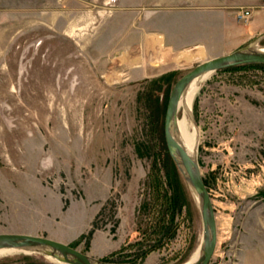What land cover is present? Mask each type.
<instances>
[{"label": "rangeland", "instance_id": "1", "mask_svg": "<svg viewBox=\"0 0 264 264\" xmlns=\"http://www.w3.org/2000/svg\"><path fill=\"white\" fill-rule=\"evenodd\" d=\"M101 1L57 0V26H49L41 0L40 25L8 27L0 49V231L54 237L102 260L124 246L110 261L118 264H183L202 233L190 190L194 218L182 209L164 246L142 263L120 261L138 253L147 177L164 170L149 121L150 79L105 80L93 61L95 25L107 12L85 8ZM187 97L190 110L179 106L177 116L197 138L215 213L208 264H264V69L217 71ZM16 253L0 259L57 264Z\"/></svg>", "mask_w": 264, "mask_h": 264}, {"label": "crops", "instance_id": "2", "mask_svg": "<svg viewBox=\"0 0 264 264\" xmlns=\"http://www.w3.org/2000/svg\"><path fill=\"white\" fill-rule=\"evenodd\" d=\"M87 5V14L107 12L95 25L93 59L105 80H146L183 71L264 33V0H114L110 5L102 0ZM244 10L250 12L247 20L238 18ZM43 12L49 26H57V0H48ZM41 15V0H0V49L9 26H38Z\"/></svg>", "mask_w": 264, "mask_h": 264}, {"label": "water", "instance_id": "3", "mask_svg": "<svg viewBox=\"0 0 264 264\" xmlns=\"http://www.w3.org/2000/svg\"><path fill=\"white\" fill-rule=\"evenodd\" d=\"M264 33L251 42L219 56L197 63L173 84L165 107L163 135L167 149L177 165L191 194L196 200L202 224L201 239L198 246L200 258L194 264H208L217 240L214 208L209 191L204 183L198 162L197 148L188 147L178 128V107L180 98L199 82L223 68L242 64H264V46L260 41ZM176 148V152L173 148ZM0 249L23 254H39L57 264H118L104 261L67 244L43 235L0 232ZM183 264H189V260Z\"/></svg>", "mask_w": 264, "mask_h": 264}, {"label": "trees", "instance_id": "4", "mask_svg": "<svg viewBox=\"0 0 264 264\" xmlns=\"http://www.w3.org/2000/svg\"><path fill=\"white\" fill-rule=\"evenodd\" d=\"M261 43L264 44V38L261 40ZM244 68L264 69V64H242L223 68L218 71L239 70ZM183 74L182 71H172L151 78L148 81L152 85V87L149 88L146 97L151 102V116L149 121L159 138L164 174H162L163 177H161L158 169L152 170L148 174V186L152 189V194L150 199L142 203L139 209V212L145 214L147 218L146 223L142 226H138L137 229L141 236L139 240H136L135 244L140 247L137 251L138 253L134 256L135 258H123V260H120L121 262L129 259L128 262L142 263L144 258L150 252L160 249L165 243H167V241L174 237L176 227L174 220L177 213L185 208L191 220L196 213L194 200L191 197L186 182L179 172L176 163L167 149L163 136V117L167 99L173 84ZM158 92H161L160 94H162V96H160ZM139 155H142L140 151ZM204 183L208 188L207 181L204 180ZM143 226L145 227L143 228ZM92 231L93 230L91 229L88 232V235H91ZM79 240L81 239L78 238L77 241ZM193 242L187 246L186 251L190 252L193 248ZM123 247L124 246L116 252L110 253L108 257L104 258V260L109 262L114 261L113 258L118 254H121ZM19 259L23 260L25 264H54L45 262L42 259L31 255H22ZM5 261L6 259H0V264H4Z\"/></svg>", "mask_w": 264, "mask_h": 264}, {"label": "bare ground", "instance_id": "5", "mask_svg": "<svg viewBox=\"0 0 264 264\" xmlns=\"http://www.w3.org/2000/svg\"><path fill=\"white\" fill-rule=\"evenodd\" d=\"M196 91V87H191L181 98H180V103L179 106H183L185 109H189V101L187 97V93L189 92L190 97L192 98L193 94ZM190 110V109H189ZM185 118V117H184ZM184 118H181L180 121L178 120V128L182 134V137L184 138L186 144L188 145L189 148L195 150L198 146L197 144V138L194 135L193 132H190L187 128V123ZM173 150L176 152V148L174 147ZM11 253H15L13 251H7L5 249H0V256L8 255ZM17 254V253H16ZM200 258V252L197 250L191 259L189 260V264H194L198 262Z\"/></svg>", "mask_w": 264, "mask_h": 264}, {"label": "built area", "instance_id": "6", "mask_svg": "<svg viewBox=\"0 0 264 264\" xmlns=\"http://www.w3.org/2000/svg\"><path fill=\"white\" fill-rule=\"evenodd\" d=\"M250 15V12L248 10H244L243 12L238 14V18L242 20H247Z\"/></svg>", "mask_w": 264, "mask_h": 264}]
</instances>
